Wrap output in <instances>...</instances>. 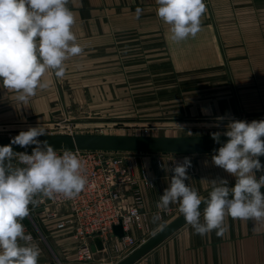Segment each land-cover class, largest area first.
Masks as SVG:
<instances>
[{
  "label": "crops",
  "instance_id": "obj_1",
  "mask_svg": "<svg viewBox=\"0 0 264 264\" xmlns=\"http://www.w3.org/2000/svg\"><path fill=\"white\" fill-rule=\"evenodd\" d=\"M204 3L201 31L195 38L174 42L170 39V26L156 14V0H69L67 6L75 16L72 31L83 52L66 60L65 66L77 62L74 57H84L87 51L116 50L121 46L140 49L145 54L139 59L145 67L144 97L159 98L171 105L175 102L171 108L181 117H248L250 122L264 119V0ZM137 7L142 9L138 18ZM70 77L71 69H65L63 78L46 72L42 82L46 81L48 87L38 89L26 105L17 102L16 93L4 89L0 81V133L13 136L29 127L49 125L60 113L65 116V110L70 112L74 98L114 94L88 88L82 79L79 86H73ZM214 154H173V162L167 161L164 167L156 164L155 154L143 157L154 186L144 191L141 225L131 228L137 243L181 215L178 204L162 211L157 203L173 175L171 169L182 162V155H192L194 170L188 169L190 179L185 183L201 197L209 196L214 180L226 179L229 187L235 185V177L213 164ZM12 167L16 166L12 163ZM32 211L35 212L33 208ZM30 215L33 213L28 215L31 218ZM41 221L45 241L31 231L25 218L21 221L36 236L32 243L40 249L38 264H83L77 260L76 238L68 231L55 229L45 219ZM225 224L228 230L223 237H217L215 231L201 237L186 223L133 264H264V224L231 217H226ZM126 255L122 241L112 237L104 250L95 252L89 264H108Z\"/></svg>",
  "mask_w": 264,
  "mask_h": 264
},
{
  "label": "clouds",
  "instance_id": "obj_2",
  "mask_svg": "<svg viewBox=\"0 0 264 264\" xmlns=\"http://www.w3.org/2000/svg\"><path fill=\"white\" fill-rule=\"evenodd\" d=\"M68 4L69 0H0V81L21 104L48 87L42 82L46 72L63 78L64 62L83 52L72 31L75 16ZM156 4L157 16L170 26L172 41L195 38L201 31L204 0H156ZM141 13L137 7V18ZM226 127L223 133H211L216 143L221 135L228 138L214 150L212 162L235 177V185L229 187L226 179L214 180L209 197H201L185 183L191 167L190 158L185 157L171 169L173 175L157 203L162 211L178 204L186 223L201 237L213 231L223 237L228 230L226 217L264 224V175L256 176L264 171L259 160L264 156V119H233ZM45 135L44 127H29L0 146V264H38L40 249L21 223L29 215V205L37 204V194L75 199L89 183L79 156L68 150L59 155L47 140L38 139ZM13 145L35 147L28 154L15 152ZM17 156L24 167H12Z\"/></svg>",
  "mask_w": 264,
  "mask_h": 264
},
{
  "label": "rangeland",
  "instance_id": "obj_3",
  "mask_svg": "<svg viewBox=\"0 0 264 264\" xmlns=\"http://www.w3.org/2000/svg\"><path fill=\"white\" fill-rule=\"evenodd\" d=\"M127 41L125 37L124 42ZM144 55L143 50L121 46L116 50L87 51L85 58L74 57L77 58V62L69 67L65 66L66 71L71 69L70 78L73 86H79L82 79L88 88L102 89L107 93L113 91L114 94L109 97L84 98L80 99L81 101L74 98L73 105L69 108L70 112L65 110V116L60 113L61 115H58L53 122L42 127L47 133L182 136L223 133L227 130V124L233 119L249 121L248 117H228V119L181 117L171 108L175 102L171 105L170 102H162L159 98L144 97L142 76L145 67L143 61L139 60L144 58ZM68 74L66 72V76ZM190 128L192 132L188 133ZM18 134L19 132H16L13 136ZM0 137H7V134L0 133ZM182 157L191 160L192 155H182ZM12 163L18 164L17 159L15 158ZM191 167L194 170L192 165ZM31 213H33V216L30 215L31 218L29 216L25 218L32 229L30 230L45 241L46 238L42 237L44 231L41 221L44 217L34 211ZM32 222L35 224L33 225ZM49 246L53 249L50 243ZM49 246L47 248L51 250Z\"/></svg>",
  "mask_w": 264,
  "mask_h": 264
},
{
  "label": "built area",
  "instance_id": "obj_4",
  "mask_svg": "<svg viewBox=\"0 0 264 264\" xmlns=\"http://www.w3.org/2000/svg\"><path fill=\"white\" fill-rule=\"evenodd\" d=\"M191 132L192 130L189 129L188 133ZM65 150L76 153L83 161L88 185L75 199H65L59 194L53 198L37 194L34 197L37 204L31 205L32 208L37 215L52 223L55 229L68 231L76 238L77 260L83 264L91 263L95 254L87 240L88 237H99L106 247V243L112 237H116L113 227L118 224H122L125 235L121 239L116 238L122 241L127 255L130 254L146 241L137 243L130 232L132 226L141 225L142 209L145 206L144 191L154 186L143 157L151 153L155 154L156 164L164 167L167 161L173 162L171 157L173 154L98 149H57L56 151L62 155ZM31 152L27 153L31 154ZM16 159L18 164L13 163V165L24 167L19 163L18 156ZM189 169L192 170V167ZM48 199L51 201L48 202ZM32 208L29 206L30 211ZM24 227L26 234H31L34 242L36 236L26 225ZM118 261L110 263L116 264Z\"/></svg>",
  "mask_w": 264,
  "mask_h": 264
},
{
  "label": "water",
  "instance_id": "obj_5",
  "mask_svg": "<svg viewBox=\"0 0 264 264\" xmlns=\"http://www.w3.org/2000/svg\"><path fill=\"white\" fill-rule=\"evenodd\" d=\"M0 137V146L8 145L11 138ZM41 141L47 140L48 143L55 149H98V150H119V151H137V152H155V153H172V154H189L200 152H212L218 149L227 137L220 136V143H216L211 134L203 135H182V136H162V135H134V134H87V133H47L45 136L38 138ZM264 139V137H262ZM21 148L13 145V150L17 153L32 151V148ZM259 160L264 166V156L259 157ZM260 176L264 175V171H260ZM264 194V188L261 189ZM209 197V196H208ZM206 197V198H208ZM48 202L51 200L48 199ZM204 205H201L203 210ZM186 224V221L181 214L168 225H166L158 233L147 239L130 254L119 260L116 264H133L147 252L157 246L160 242L166 239L169 235ZM113 233L118 238H123L125 232L122 224L113 227ZM88 242L91 244L93 252L105 249L103 241L99 237H88ZM112 264V263H108Z\"/></svg>",
  "mask_w": 264,
  "mask_h": 264
}]
</instances>
